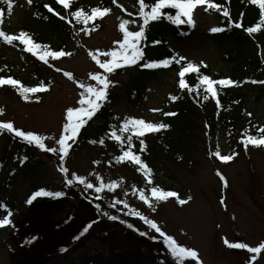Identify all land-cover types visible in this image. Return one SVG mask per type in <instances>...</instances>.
<instances>
[{
	"label": "rangeland",
	"instance_id": "1",
	"mask_svg": "<svg viewBox=\"0 0 264 264\" xmlns=\"http://www.w3.org/2000/svg\"><path fill=\"white\" fill-rule=\"evenodd\" d=\"M113 1L107 15L92 21L95 29L82 31L77 41L63 48L72 53L70 56L49 57L48 63L39 59L37 71L47 79L46 87L49 89L40 92L39 99L25 101L16 93H7L0 88V109H3L0 121H12L15 127L22 130L59 138L66 108L78 106L81 89L76 81L95 84V81L89 80V73L103 71L92 60L90 50H119L114 42L123 38L119 24L124 19L135 21L129 25L132 31L139 30L141 25L132 14L138 13V0ZM32 2L45 4L48 0ZM89 2L97 3L98 0H84L86 4ZM28 6L27 0H15L12 14L2 25L6 33L18 35L19 28L28 25L32 13ZM124 6L127 12L122 11ZM193 19V31L181 38L169 37L170 44L186 58L185 61L207 62L212 70L226 73L228 66L221 58L220 43L211 38L210 29L218 24L216 15L207 5H198L193 11ZM19 45V41L12 45L6 43L2 48L5 59L13 73L19 74L31 86H39L42 82L32 72L33 65L29 64ZM99 58L110 59L103 55ZM132 66L128 72L108 77L113 85L125 90L112 111L117 112L116 121L121 125L126 117L142 118L153 123L160 111L167 109L168 96L175 89V72L167 69L152 73L147 79L146 92L131 99L130 90L125 88L131 83ZM65 71L72 73L75 79L64 76ZM247 104L248 113H252V124L264 128V99L256 100L250 95ZM235 132L238 137L240 132ZM197 139L198 143L187 161L161 159L162 171H155L156 183H173L178 189V198L153 200L152 207H149L126 190L127 187H120L114 192L116 203L119 202L126 217L134 216L129 212L135 208L157 221L166 234L172 235L180 244L197 250L203 264H264V251L252 260L254 254L246 249L229 248L224 243V238L230 243H247L250 247L264 242V147L248 146L245 149L239 144L240 150L233 154V159L224 162L215 155L217 148L221 155L230 154L224 138L216 137L210 147L201 130ZM45 143L48 147H58L53 139ZM29 146L31 154L39 159L40 171L29 175L17 165L10 187H7L2 182L9 171L6 166L0 170V201L15 202V208L11 210L13 226L0 228V264H177L174 258L167 257L170 252L164 238L161 239L160 234L143 221L140 227L141 232L148 233L146 236L135 235L120 222L97 218L91 204L79 197L75 190H67L63 197L54 199L41 196L26 204L24 199L31 194L30 198L35 190L44 187L55 190L62 186L61 166L69 169L68 177L72 178L71 174L75 173L84 176L93 185L101 182L99 178L108 184L114 182L118 174L128 173L127 167L119 164L109 169L92 149H73L74 154L70 153L62 162L58 154L48 153L35 145ZM171 174L174 175L173 182L165 178V175ZM220 174L226 178L227 185L218 177ZM189 196L192 197L189 202L179 203V200H187ZM4 215L6 212L0 209V218ZM93 221L95 223L89 232L75 240L82 228ZM30 239L31 242L27 243ZM61 248L67 251L62 252ZM185 264L197 262L187 260Z\"/></svg>",
	"mask_w": 264,
	"mask_h": 264
},
{
	"label": "trees",
	"instance_id": "2",
	"mask_svg": "<svg viewBox=\"0 0 264 264\" xmlns=\"http://www.w3.org/2000/svg\"><path fill=\"white\" fill-rule=\"evenodd\" d=\"M113 0H98L97 3H84V0H72L71 7L65 9L61 4L50 0L51 7L64 16L65 19L55 17L48 11L41 3L32 2L28 4L30 12V20L28 25L20 27L19 30H24L30 33L34 41L42 45H47L48 50L51 51H65L63 49L72 41H77V36L83 31H90L95 29L92 24L94 22L88 21L86 24L77 21L71 13L79 8H84L85 11L90 13L91 8L100 7L101 9L107 7L111 10ZM214 3L220 5V9H210L215 13L218 20V27H223L225 30L218 33H212L211 38L220 43L221 58L227 64V72L212 70L210 64L203 62L194 63L201 65L199 72L187 73L184 77L186 88H180L178 75L182 66H186L183 61L170 64V68L177 70V81L175 89L169 95L167 100V109H163L157 116V120L153 123H166L169 125L167 129H162L159 132H148L143 137L137 138L135 135L124 134L119 129H115L112 123L115 122L116 113L111 111V107L115 104L125 90L118 86L112 85L108 91V100L104 106L96 113V115L89 120L84 127L81 128L78 137L74 142L73 149L88 148L92 149L95 153L99 154V159L106 164L109 169H114L115 165H123L127 167V175L118 174L117 187L112 190L105 188L102 192L97 193L95 188L86 189L84 185L74 182L69 186L66 181L62 186L56 189V192H64L67 190H75L79 197L85 201H89L95 208L98 216L107 221L115 222L108 217L110 215L118 216L116 220L126 227L130 232L135 235H140L141 232L140 221L135 217H126L124 209L116 203L117 196L115 191L120 187H127L126 190L131 191L133 195L139 196V191H144L146 195L151 196L150 188L158 186L165 191H176L175 187L163 181L158 184L155 181V171H162L161 159L169 161L181 160L187 161L192 151L196 147L198 140L197 136L201 130L205 133L209 141L210 137L222 135L227 137L228 146L231 152L240 150L239 144L243 145L242 139H246L247 135L260 136L259 130L252 128L250 125V117L248 113V98L253 95L256 100L264 99V84L259 81H264V25L261 29L254 33H248L246 29L250 26H255L261 21V10L258 5L251 3V0H213ZM15 0H13V5ZM146 3H153L152 0H146ZM0 8L5 9V19L8 17L6 11V3L0 0ZM227 10L230 13L229 17L223 16V11ZM166 12L175 14V10L165 9ZM45 17H47L45 19ZM71 21V23H69ZM142 20L138 19L140 24ZM4 24V23H3ZM236 24H241V27H236ZM193 31L192 27L187 24L176 25L162 18L159 21H152L145 29V38L141 41L140 47L143 50V59L133 65V73L130 76V84H126V90H130V98L141 97L147 90V79L152 73H156L160 67L156 69L142 68L141 63H145L146 59L152 61H159L166 58L176 57V52L170 44L171 38H180L186 32ZM159 41L160 43H154ZM6 42L0 38V76H11L13 79L19 80L20 85L13 87L11 85H2L1 87L7 93H16L18 98L23 99L20 92L17 90L19 87H27L26 82L18 74L12 73L9 67V62L5 59L2 48ZM21 50V47H19ZM22 51V50H21ZM23 52V51H22ZM26 55L29 64L33 65L32 72L35 74L37 80L46 83L43 75L37 71L39 63L35 60L38 54L23 52ZM39 58V57H38ZM49 58V57H48ZM178 58V56L176 57ZM130 66L119 67L113 73L109 74L110 77L118 76L120 73L129 71ZM29 75V74H28ZM208 75L213 80L231 79L234 83L229 86L214 85L217 88V97H211L205 100L204 88L206 87L201 83V77ZM111 80V79H110ZM257 81V82H253ZM127 92V93H128ZM29 94V100L39 99L32 97ZM136 96V97H135ZM177 97L173 100L171 97ZM24 100V99H23ZM28 100V101H29ZM217 100L219 103H217ZM173 112L174 116H166L164 113ZM117 131L123 138V143L116 141L111 137L108 129ZM239 128V129H238ZM239 131L240 135L236 137V132ZM131 135V146L133 150L141 156V159L152 169V184L148 183V179L139 171V166L128 161H117L116 157L122 155L124 150H127L129 142L127 137ZM2 139V140H1ZM18 139V140H17ZM103 139L104 143L100 144L99 141ZM144 140V146L141 147L140 140ZM92 141H97L92 143ZM77 146V147H75ZM252 146V145H249ZM75 147V148H74ZM255 147V146H253ZM30 146L25 141L20 140L6 130L0 131V166H6L8 174L6 180L2 183L10 187V183L14 178L16 166L19 165L24 168L26 174L32 175L41 170L39 159L31 154ZM72 149V150H73ZM71 155L74 154V150ZM27 159H24V157ZM63 162V161H62ZM174 179V177L166 176ZM70 178V177H69ZM68 179V178H67ZM1 183V184H2ZM99 183L95 186H99ZM81 185V186H80ZM127 191V192H128ZM14 205V204H13ZM114 205V206H113ZM99 206V207H97ZM107 213L108 215H105ZM134 225L133 229H129L127 224ZM135 229H139V232ZM155 237H158L154 235Z\"/></svg>",
	"mask_w": 264,
	"mask_h": 264
},
{
	"label": "snow or ice",
	"instance_id": "3",
	"mask_svg": "<svg viewBox=\"0 0 264 264\" xmlns=\"http://www.w3.org/2000/svg\"><path fill=\"white\" fill-rule=\"evenodd\" d=\"M7 6V14L11 15L13 10V0H3ZM28 4H32V0H27ZM59 4H61L65 9H69L71 7L72 0H57ZM251 3L254 5H258L261 10V21L260 23L256 24L255 26H250L246 29L248 33H254L261 29V26L264 25V0H251ZM138 15L142 19V24L139 26V30L132 31L129 29V25L135 23L133 20L124 19L119 24V30L123 34L122 40L115 41L114 43L119 46V50L113 49L111 51L102 52L101 50H96V52H92L90 50V56L92 60L99 66V68L103 71L92 72L89 73V80L95 81L96 83H84L83 81H76L78 88L81 89L79 96L80 99L78 100V106H70L67 107L65 110V122L62 125V131L58 139L55 137H47L36 133L35 131H25L20 128L14 126L12 121L4 122L0 121V131L7 130L10 133H13L16 137L21 138L29 145H35L39 149L44 150L48 153L58 154L60 161H64L65 158L69 155L70 149L72 148V142L76 140L81 128L91 120L96 113L104 106L105 102L108 100V89L110 86L113 85L108 76L109 74L113 73L117 68L125 66V65H135L138 61L143 59L144 53L142 48L140 47L141 41L145 38V29L152 21H159L162 18H166L170 22L176 25L181 24H189L195 26V21L193 19V11L196 9L198 5H207L209 8L212 9H220V5L213 2V0H154L153 3H146V0H138ZM44 7L50 13H54L60 19H65L64 16H61L59 12H56L50 5L45 4ZM165 9H172L175 10V14H171V12H166ZM110 9L105 7L101 9L100 7H93L88 11H85L84 8H79L75 12L71 13L72 16L75 17L77 21L82 23H87L88 21H93L98 17H104L109 13ZM4 16H5V9L0 8V38L3 39L8 45H12L14 42L19 41L21 45L24 46V51L28 53H32L34 55L38 54L39 59L48 63L47 58L51 57L53 59L63 57V56H70L72 53L61 51H51L48 50L47 45H42L34 41L33 37L30 35L29 32L21 30L18 35L17 34H8L6 33L2 25L4 23ZM224 17H229L230 13L227 10L223 11ZM47 17H45L46 19ZM71 23V21H69ZM236 27H241V24H236ZM84 29H82L83 31ZM225 29L223 27H212L210 31L212 33L222 32ZM154 43H160L159 41H154ZM99 55H103L106 57H110V59L101 60ZM185 57L181 56L179 58L171 57L166 58L159 61H152L145 63L143 66L145 68L156 69L160 67H169L170 64L174 61L175 63H180L181 61H185ZM201 65L206 67L203 62ZM194 64L192 62H186V66H182L181 70L179 71L178 75L180 77L179 86L180 88H186L188 85L184 79L185 75L190 72H199L200 66ZM57 71H61V69L57 68ZM64 76L68 77L69 79H74L73 74L70 72L65 71ZM254 83L257 81H253ZM201 83L204 84L206 87L204 88V99L207 100L209 98V94L211 97H217V88L214 85H222V86H229L232 85L234 82L231 79H221V80H213L208 75H203L201 77ZM259 83L264 84V81H259ZM2 85H11L16 87L20 85V81L13 79L11 76L5 78L4 76H0V86ZM23 99L25 101L29 100V94H35L43 91L49 90L44 84H41L39 87H19L17 89ZM171 99L175 100L177 97L173 96ZM217 103L219 101L217 100ZM152 111H160L159 109H152ZM3 113V109H0V114ZM166 116H174L176 113L167 112L164 113ZM249 117L252 116V113H247ZM169 127L168 124L160 122V123H152L146 122L142 118H135V117H126L123 121V125L120 128V132H130L134 133L137 138L143 137L148 132H159L162 129H167ZM260 133H264V128L259 129ZM111 137L123 143V138L117 131H112ZM53 139L55 144L58 147H48L45 143L46 140ZM129 142L127 150L122 152V155L116 157L117 161L123 162L128 161L132 162L135 165L139 166V171L143 173V175L148 179V183L152 184V169L141 159V156L138 155L131 146L132 136L129 135L127 137ZM97 141H92V143H96ZM245 149L249 145L255 147H264V135L254 136V135H247L246 139H242ZM100 144L104 143V140L101 139L99 141ZM141 147L144 146V140H140ZM215 155L220 158V160L224 162H229L233 159V155H221L219 148H217ZM24 159H27L25 156ZM60 172L64 174L65 177L69 176V169L67 167H60ZM72 178L66 179V184L71 186L74 182L82 184L85 186L86 189H93L97 193L102 192L105 188L109 190L114 189L117 187L116 182H111L105 184L102 182V178H99L101 182L99 186L93 185L91 182H88L84 176L77 175L75 173L71 174ZM220 178L224 181L225 185H227L226 178L220 174ZM151 196L145 194L144 191H139V199L144 201L148 204L149 207H152L151 201H161L167 200L169 197H177L178 194L173 191H165L158 186H152L150 188ZM65 195L64 192H49L44 189H40L32 194V196L28 199L27 203L31 204L33 200L41 196H48V197H61ZM192 199L191 196L187 198V200H179L181 205L189 202ZM223 203V201H221ZM114 206V205H113ZM125 206L127 204L125 202ZM99 207V206H97ZM0 209H3L6 212L2 218H0V228L13 226L12 221V212L8 208V205L0 201ZM105 215H108L105 213ZM129 215H134L138 217L140 220L144 222L150 229L154 230L156 233H159L161 237L164 238V242L167 245V248L170 252V255L177 264H185L187 260H195L197 264H203L202 261L199 260L197 250L190 248L188 246H184L180 244L172 235L166 234L161 226L158 224L157 221L154 219H150L145 216L140 211L136 210L135 208L131 209ZM109 219L116 221L119 219L118 216L110 215ZM95 221L86 224L82 230L79 232V235L75 236V240H79L80 237L84 236L89 230L92 228ZM129 229H133L134 225L131 223L127 224ZM139 232V229H135ZM141 236L148 235L147 232H139ZM31 239H35L32 237ZM26 241L27 243L31 242ZM224 243L229 248L233 249H246L249 253L254 254L252 255L251 259L256 260L257 255L264 251V242H261L256 247H250L247 243L236 242L230 243L227 238H224ZM60 251L65 252L67 251L66 248H61Z\"/></svg>",
	"mask_w": 264,
	"mask_h": 264
}]
</instances>
